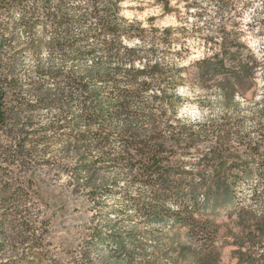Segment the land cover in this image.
I'll use <instances>...</instances> for the list:
<instances>
[{
    "label": "trees",
    "instance_id": "obj_1",
    "mask_svg": "<svg viewBox=\"0 0 264 264\" xmlns=\"http://www.w3.org/2000/svg\"><path fill=\"white\" fill-rule=\"evenodd\" d=\"M123 1L0 0V264H30L29 254L20 252L25 239L33 260L42 256L49 223L43 200L28 190L36 167L49 164L47 146L54 141L72 153L70 179H87L76 186L93 192L92 179L140 186L136 194L125 187L118 216L132 209L149 223H179L215 249L218 229L210 216L235 212L242 228L234 241L237 264H264V45L259 53L250 48L236 21L256 0H152L182 23L163 29L164 45L175 46L167 58L144 45L145 29L122 15ZM257 1L247 26L257 22L264 31V0ZM188 24L202 36L193 77L178 65L188 51L185 41L176 48L180 38L172 37ZM134 38L139 43L130 44ZM188 80L204 90L214 81L225 114L180 117V86ZM42 109L50 115L37 117ZM243 152L259 162L227 164ZM67 164L53 166L61 174ZM249 178L258 181L244 200L235 194L237 179ZM30 198L34 214L20 213ZM108 227L93 229L85 259L107 241L114 250L98 264H158L147 259L137 228ZM151 236L158 245L160 237ZM6 243L13 246L7 256ZM50 253L52 264H64ZM85 259L69 263L94 264Z\"/></svg>",
    "mask_w": 264,
    "mask_h": 264
},
{
    "label": "rangeland",
    "instance_id": "obj_2",
    "mask_svg": "<svg viewBox=\"0 0 264 264\" xmlns=\"http://www.w3.org/2000/svg\"><path fill=\"white\" fill-rule=\"evenodd\" d=\"M259 1H254L250 7L241 10L242 14L236 18L240 22L238 26L243 27V40L256 52H260V48L264 45V31L260 25L247 23L253 21L256 17L255 9ZM179 8V7H178ZM182 8V7H180ZM210 14L215 17V8L210 7ZM122 15L128 22L140 24L145 29L146 47L151 45L157 49V57H168L172 54L173 48L166 47L162 42L164 37L163 29L168 26H181L182 23L177 18L176 13H164L159 5L152 0H124L122 2ZM218 22L214 19V24ZM204 23V22H203ZM203 23L201 26L204 27ZM187 25L184 31H174L172 37H179L180 43L185 41V47L188 51L183 53V58L179 59V66H188L186 71H182L183 75H191L196 71L193 62L202 55L203 47L200 43L201 34L195 33ZM206 31V29H204ZM48 35L50 32L47 33ZM139 43L138 38L130 41V44ZM184 47V45L182 44ZM26 67L33 68L34 60L26 58ZM254 87L251 88L246 96L252 97ZM180 92L183 99L178 103L177 109L180 112L184 108H191L198 114L196 119H218L225 114V110L220 106V92L214 81L209 82L207 90L202 89L195 80H188L180 86ZM243 107V106H241ZM244 108V107H243ZM232 111L230 110L231 114ZM50 115L47 109H42L37 117L46 118ZM181 117V116H180ZM189 121H194L190 116H184ZM256 138V135H252ZM47 157H49L48 165H39L36 167L35 179H31V186L28 192L34 197L38 194L43 200L44 218L48 221V233L44 236L43 246L40 248L42 252L41 258L35 259L30 256L29 241L25 239L20 244V252L26 251L29 254L30 264H52L51 256L47 255V251L55 256L64 264H70V261H79L85 259L84 247L90 241V235L95 227H102L110 224H117L118 230L127 231L137 228L141 235H144V241L147 259L155 260L158 264H237L239 257L236 252L238 246L235 244V238L241 234L242 228L237 223V215L235 212L226 213L220 211L214 219L217 225V237L215 241L216 248L209 249L200 242L193 239L189 233V229L179 223L155 224L146 222L142 217L136 214L132 209L123 212L118 216L115 208L123 203V193L125 187L129 185L128 179H92L95 183V191L89 188L76 186L77 183H84L87 179H70L68 171L72 169L71 157L72 153L66 152L63 146L54 141L47 146ZM62 161V162H61ZM65 162L68 166H64V171L59 174L53 165ZM249 163L255 166L259 159L253 157L249 153H241L239 156H231L227 160V164ZM71 167V168H70ZM69 169V170H68ZM239 186L235 190L237 197L247 200L250 197L251 187L258 181L255 178L237 179ZM130 193L136 194L140 190L137 184H130L128 187ZM27 206H22L19 211L23 214H34L33 201ZM95 201V203H94ZM109 228V227H108ZM151 233L160 237L158 245L155 244V237ZM22 235L25 232H22ZM13 246L11 243L5 245V256L12 254ZM114 250L109 242H100L96 244L90 252V256L85 262L98 264L101 259L110 255ZM36 251V250H35ZM111 264H130L127 261H113Z\"/></svg>",
    "mask_w": 264,
    "mask_h": 264
},
{
    "label": "clouds",
    "instance_id": "obj_3",
    "mask_svg": "<svg viewBox=\"0 0 264 264\" xmlns=\"http://www.w3.org/2000/svg\"><path fill=\"white\" fill-rule=\"evenodd\" d=\"M180 116L181 117L190 116L192 119H196L198 114L196 113L194 109L186 107L180 112Z\"/></svg>",
    "mask_w": 264,
    "mask_h": 264
}]
</instances>
